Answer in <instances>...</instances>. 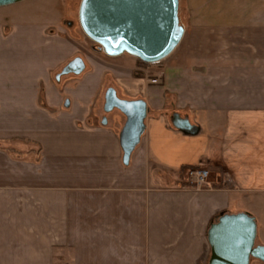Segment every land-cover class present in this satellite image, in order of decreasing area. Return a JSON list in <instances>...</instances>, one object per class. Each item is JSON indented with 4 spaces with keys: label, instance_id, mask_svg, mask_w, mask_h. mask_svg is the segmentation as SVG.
Here are the masks:
<instances>
[{
    "label": "crops",
    "instance_id": "crops-1",
    "mask_svg": "<svg viewBox=\"0 0 264 264\" xmlns=\"http://www.w3.org/2000/svg\"><path fill=\"white\" fill-rule=\"evenodd\" d=\"M184 1L154 83L122 87L147 107L127 166L123 115L92 117L113 71L99 50L67 79L83 49L61 27L0 25V264H207L220 214L264 226V0Z\"/></svg>",
    "mask_w": 264,
    "mask_h": 264
},
{
    "label": "water",
    "instance_id": "water-1",
    "mask_svg": "<svg viewBox=\"0 0 264 264\" xmlns=\"http://www.w3.org/2000/svg\"><path fill=\"white\" fill-rule=\"evenodd\" d=\"M24 0H0V7ZM180 0H81L78 21L81 30L99 45V51L115 57L127 53L141 62L154 64L169 56L179 45L184 28L179 21ZM84 62L76 58L63 74H80ZM120 112L125 121L118 139L122 164L127 166L131 154L145 130L146 103L141 99L118 97L114 88L104 93V113ZM172 122L191 129L178 115ZM106 118L101 122L106 125ZM257 224L246 212L222 213L207 230L210 256L207 264H264V245H256Z\"/></svg>",
    "mask_w": 264,
    "mask_h": 264
},
{
    "label": "rangeland",
    "instance_id": "rangeland-1",
    "mask_svg": "<svg viewBox=\"0 0 264 264\" xmlns=\"http://www.w3.org/2000/svg\"><path fill=\"white\" fill-rule=\"evenodd\" d=\"M81 0H24L12 5L0 7V25L4 27V30L17 25H33V26H59L67 34L68 40L73 42L76 46L82 47V54H77L78 57L85 59L87 57L94 59L98 56L97 52L99 45L91 41L80 28L78 21V9ZM185 10L186 5L184 0H180L179 3V21L183 25L185 23ZM70 23V25H68ZM99 56L95 58L109 69H113L112 72L106 74L102 95L108 88H114L120 98L122 97V87H133L134 83L138 79H146L147 84L149 81H154L157 78L158 66L165 64L168 59L162 61L163 63H154L148 66H142L138 64L137 59L133 56L123 53L115 57H106L101 51ZM103 59V62L101 61ZM112 74V76H111ZM68 78H73L67 75ZM154 83V82H153ZM122 95V96H121ZM112 113H104L101 106H96L92 111V117L99 121V118L103 116L107 117L108 123L111 121ZM195 170V169H194ZM193 171V170H192ZM210 178V176H209ZM260 211L264 212V203L259 204ZM254 217V216H253ZM264 220V215H263ZM261 222V221H260ZM260 222L256 220L257 224V237L256 245H264V226L260 225ZM71 249V248H67ZM250 264H262L258 261H252Z\"/></svg>",
    "mask_w": 264,
    "mask_h": 264
},
{
    "label": "built area",
    "instance_id": "built-area-1",
    "mask_svg": "<svg viewBox=\"0 0 264 264\" xmlns=\"http://www.w3.org/2000/svg\"><path fill=\"white\" fill-rule=\"evenodd\" d=\"M189 180L197 189L208 186V172L204 169H195L190 172Z\"/></svg>",
    "mask_w": 264,
    "mask_h": 264
},
{
    "label": "flooded vegetation",
    "instance_id": "flooded-vegetation-1",
    "mask_svg": "<svg viewBox=\"0 0 264 264\" xmlns=\"http://www.w3.org/2000/svg\"><path fill=\"white\" fill-rule=\"evenodd\" d=\"M68 25H70V23H68ZM76 58H77V56H75V57L71 58L70 60H68V61L66 62V64H65L64 66H62V68H61V70H60V72H59L58 75L61 76V75L74 74V73H72V72L67 73V74H63V70H64V68H65L66 66H68L71 62H73ZM118 97H119V96H118ZM121 99H122V98H121ZM103 112H104V111H103ZM105 114H106V113H105ZM104 118L107 119L106 116H103V117L101 118V121H103Z\"/></svg>",
    "mask_w": 264,
    "mask_h": 264
},
{
    "label": "trees",
    "instance_id": "trees-1",
    "mask_svg": "<svg viewBox=\"0 0 264 264\" xmlns=\"http://www.w3.org/2000/svg\"><path fill=\"white\" fill-rule=\"evenodd\" d=\"M137 62H138V64H140V65H142V66H148V65H150V64H148V63L141 62V61L138 60V59H137Z\"/></svg>",
    "mask_w": 264,
    "mask_h": 264
}]
</instances>
